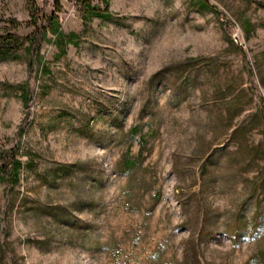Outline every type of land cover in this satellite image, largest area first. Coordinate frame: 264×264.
<instances>
[{
	"label": "rangeland",
	"instance_id": "1",
	"mask_svg": "<svg viewBox=\"0 0 264 264\" xmlns=\"http://www.w3.org/2000/svg\"><path fill=\"white\" fill-rule=\"evenodd\" d=\"M208 1L0 0L61 30L0 61V264H264V6Z\"/></svg>",
	"mask_w": 264,
	"mask_h": 264
},
{
	"label": "trees",
	"instance_id": "2",
	"mask_svg": "<svg viewBox=\"0 0 264 264\" xmlns=\"http://www.w3.org/2000/svg\"><path fill=\"white\" fill-rule=\"evenodd\" d=\"M251 1V0H249ZM257 4L264 6V0H252ZM199 4L204 9H210L214 14L222 15L217 8L212 6L208 0H198ZM105 4V9H98L92 6H87L86 14L87 17H93L99 20H111L112 15L109 13V4ZM56 12L61 10V0H56L55 2ZM33 34L24 39L17 34L10 33L8 31L6 35L0 34V61H11L18 59V53L21 50H24L26 56L28 57L29 67L33 69L40 59V54L42 50L43 43L46 42L48 33L50 30H54L56 36L61 35V30L59 28L58 18L55 16L48 18L45 13H38L33 15ZM14 26L15 21L9 22ZM33 99V96L29 93L26 97V104H29ZM2 167H0V177L3 178V181L7 183L8 190H11L13 187L12 182H17V177L19 171L23 168L21 161L17 158V152H12L8 156L3 157ZM72 169V168H70ZM185 264H200L196 259L194 262L186 261Z\"/></svg>",
	"mask_w": 264,
	"mask_h": 264
}]
</instances>
